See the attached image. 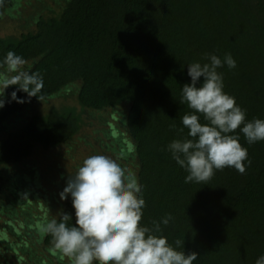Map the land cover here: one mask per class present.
Instances as JSON below:
<instances>
[{
	"label": "trees",
	"instance_id": "trees-1",
	"mask_svg": "<svg viewBox=\"0 0 264 264\" xmlns=\"http://www.w3.org/2000/svg\"><path fill=\"white\" fill-rule=\"evenodd\" d=\"M8 51L30 61L26 68L42 76L41 100L74 85L81 107L125 104L120 122L142 185V225L151 228L153 220L171 214L155 234L173 245L183 241L186 254L197 252L193 264H255L264 255V141L248 144L237 129L233 134L247 148L250 165L245 161L244 174L234 168L216 171L208 184L186 183V170L168 149L173 140L191 139L182 124L190 112L181 103L182 86L191 79L187 65L209 63L206 54L222 61L232 55L235 68L217 69L224 91L246 110L247 120L264 119V0H63L53 12L34 18L33 28L0 36V62ZM13 91L21 102L11 98ZM3 98L0 122L40 101L16 85L6 88ZM200 120L206 123L203 116ZM79 126L72 107L34 112L0 138V165L34 145L68 140ZM60 213L75 224L70 195L54 218ZM38 234L37 228L34 243L46 249L51 236ZM29 247L22 244L20 251Z\"/></svg>",
	"mask_w": 264,
	"mask_h": 264
},
{
	"label": "clouds",
	"instance_id": "clouds-1",
	"mask_svg": "<svg viewBox=\"0 0 264 264\" xmlns=\"http://www.w3.org/2000/svg\"><path fill=\"white\" fill-rule=\"evenodd\" d=\"M206 55L209 63L187 65L191 79L182 86L181 103L190 109L182 124L191 139L173 140L168 145L175 161L187 172L186 183L208 184L216 171L225 168L245 173V161L249 165L251 161L240 136L233 134L237 129L248 144L264 141V119L247 120L246 110L224 91L223 75L217 69L224 64L235 68V59L230 53L223 61L215 54ZM25 65V59L13 51L0 62V107L5 103V89L11 85L38 98L43 78ZM11 98L17 100L16 91ZM201 116L206 123H201ZM123 159L124 153L115 158L105 154L86 157L60 193L62 200L71 196L75 224H68L72 220L68 213H60L59 220L45 219L38 228L41 238L51 236L53 248L70 264H193L197 252L186 254L183 241L177 239L173 245L165 236L155 234L162 232L161 223L169 224L171 214L160 222L153 220L151 228L141 224L145 207L142 185L136 173L120 162ZM255 264H264V255Z\"/></svg>",
	"mask_w": 264,
	"mask_h": 264
},
{
	"label": "rangeland",
	"instance_id": "rangeland-1",
	"mask_svg": "<svg viewBox=\"0 0 264 264\" xmlns=\"http://www.w3.org/2000/svg\"><path fill=\"white\" fill-rule=\"evenodd\" d=\"M62 2L4 0L0 6V36L17 35L33 28L34 18L53 12ZM25 61L27 67L30 61ZM68 87L12 112L0 122L1 138L30 114L43 112L50 105L72 107L80 116V126L70 139L45 148L34 145L18 160L0 165V264H70L51 243L44 249L33 238L45 219L57 216L67 178L75 174L86 157L105 154L115 158L124 153L125 159L120 162L135 172L131 140L120 122L125 104L99 110L84 108L75 100V86ZM22 244H30L29 252L20 251Z\"/></svg>",
	"mask_w": 264,
	"mask_h": 264
}]
</instances>
